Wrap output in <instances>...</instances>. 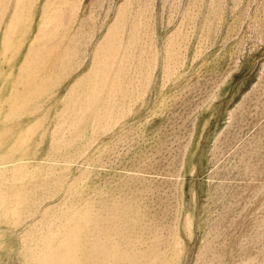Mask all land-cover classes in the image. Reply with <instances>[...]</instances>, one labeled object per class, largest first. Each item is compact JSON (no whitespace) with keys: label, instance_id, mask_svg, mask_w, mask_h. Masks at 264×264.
<instances>
[{"label":"rangeland","instance_id":"obj_1","mask_svg":"<svg viewBox=\"0 0 264 264\" xmlns=\"http://www.w3.org/2000/svg\"><path fill=\"white\" fill-rule=\"evenodd\" d=\"M0 264H264V0H0Z\"/></svg>","mask_w":264,"mask_h":264},{"label":"bare ground","instance_id":"obj_2","mask_svg":"<svg viewBox=\"0 0 264 264\" xmlns=\"http://www.w3.org/2000/svg\"><path fill=\"white\" fill-rule=\"evenodd\" d=\"M19 205V204H18Z\"/></svg>","mask_w":264,"mask_h":264}]
</instances>
